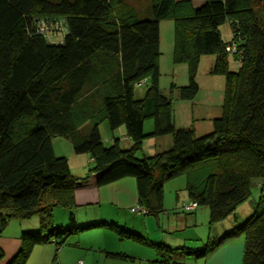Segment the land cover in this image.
<instances>
[{
	"label": "trees",
	"instance_id": "16d2710c",
	"mask_svg": "<svg viewBox=\"0 0 264 264\" xmlns=\"http://www.w3.org/2000/svg\"><path fill=\"white\" fill-rule=\"evenodd\" d=\"M162 19L174 22L173 61L188 69V83L172 84L171 93L176 88L178 99L194 98L204 55L215 56L209 72L225 78L221 112L203 135L192 124L176 126L174 96L161 93ZM226 22L228 41L220 31ZM147 118L153 119L149 132ZM102 121L112 131L124 125L131 147L118 139L106 144ZM165 134L172 135L170 148L137 156L146 136ZM58 135L93 160L85 176L73 175L67 157L55 154ZM91 172L99 174L98 185L134 177L139 205L155 216L163 211L164 184L186 175L188 196L208 208L210 225L233 217L252 185H264V0H202L196 7L190 0H150L142 10L124 0H0V232L11 218L40 217V229L21 233L8 264H25L33 246L51 236L62 245L67 234L96 226L151 244L162 262L173 264H183L176 256L201 257L243 235V264H264L263 190L247 219L200 248L154 243L106 221L76 226L72 214L69 227L56 232L53 209L72 207L75 184Z\"/></svg>",
	"mask_w": 264,
	"mask_h": 264
},
{
	"label": "crops",
	"instance_id": "0c3cea01",
	"mask_svg": "<svg viewBox=\"0 0 264 264\" xmlns=\"http://www.w3.org/2000/svg\"><path fill=\"white\" fill-rule=\"evenodd\" d=\"M201 3L202 1L193 3V6ZM83 128L88 130L90 122H86ZM117 130L118 128L113 131L110 129V135L103 138L106 144H112L118 139L120 146L123 141L127 143L125 148H130L133 142L126 135V130L120 129V133ZM156 147L157 143L154 144V148L158 152L163 150L164 146L159 145V149ZM86 154L70 153V159L67 158L70 171L76 177L85 176L92 166L93 160ZM98 175L91 172L86 181H78L75 184V204L70 208L65 207L60 218L55 216V210L59 207L53 209L56 232L69 227V215L72 214L76 226L106 221L138 233L154 243L162 242L171 247L200 248L209 238H220L231 231L238 221L247 219L252 214L257 199L256 196H252L236 208L233 217L210 225L209 211L206 213L198 209L199 206L191 212H186L182 208L183 204L191 201L185 189L186 175L173 178L164 184L163 211L156 216L131 211L132 207L139 206L134 177L127 176L108 184L98 185ZM178 178H183L181 185L179 183L178 186H173L172 182ZM182 189L187 195L181 193ZM39 229L40 217L33 216L23 220L11 218L0 232V264H8L16 255L21 246L20 235L23 231ZM55 238L57 237L54 235L47 242L35 244L25 264L53 262L78 264L80 260L82 264H173L172 261L162 262L153 245L120 236L114 229L106 226L71 232L67 234L62 245L57 244ZM244 250L245 239L243 235H239L227 238L204 256H176L174 261L183 264H243Z\"/></svg>",
	"mask_w": 264,
	"mask_h": 264
},
{
	"label": "rangeland",
	"instance_id": "374dc122",
	"mask_svg": "<svg viewBox=\"0 0 264 264\" xmlns=\"http://www.w3.org/2000/svg\"><path fill=\"white\" fill-rule=\"evenodd\" d=\"M127 4L133 6L137 10L144 9L150 4V0H124ZM193 3L200 2L202 0H190ZM173 20L172 19H162L159 22L160 27V56H159V86L161 93L166 96L172 97V107H173V117L176 126H187L188 124H193L196 135H203L212 130V119L220 114L221 99L223 97L225 78L220 74H211L209 68L211 62L214 61V55H204L201 57L195 80L198 83L199 89L197 94L192 99L181 100L176 97V88L173 89L171 93V85L184 86L188 83V69L186 62H174L173 61V42H174V30H173ZM222 38L228 41L231 37V28L226 22L221 26ZM146 85L141 83L135 87V95L141 96L145 93ZM143 96V95H142ZM218 116V115H217ZM107 122L102 121L100 123V132L103 138H107L111 131L107 128ZM153 128V119L147 118L144 121V130L149 132ZM125 130V126L121 125L118 127L119 130ZM120 133V132H119ZM162 138V140H158ZM122 143V148H125V142ZM157 143V149L159 145H163V150H166L172 145V135L165 134L161 136H151L148 135L142 140L141 148L137 151V156L141 157L143 154L151 155L154 154L155 148L154 144ZM53 149L56 155H63L70 159L69 154L81 155L83 153L75 154L73 151V145L68 137L54 136L52 139ZM159 152V151H158ZM87 155V154H86ZM183 177V176H182ZM180 181V182H179ZM183 178H178L174 180V185H181ZM264 191V185L261 188L258 184H253L251 188V197L259 196L261 191ZM182 194H186L184 189L181 190ZM248 199V200H249ZM198 209H202L208 213V208L206 206H199ZM61 211H65V207H59L55 210V216L60 218L62 215ZM35 217H39L35 215ZM207 222V221H206Z\"/></svg>",
	"mask_w": 264,
	"mask_h": 264
},
{
	"label": "built area",
	"instance_id": "2783aa9c",
	"mask_svg": "<svg viewBox=\"0 0 264 264\" xmlns=\"http://www.w3.org/2000/svg\"><path fill=\"white\" fill-rule=\"evenodd\" d=\"M56 24H57V25H55L56 28L60 29L61 31L66 30V27H65V25H64V22L56 21ZM40 32H41V33H44V32H45V31H44V27H41V28H40ZM63 34H64V32H62L61 35H63ZM230 49H231L232 51L235 50V44H234V43H232ZM143 81H144V80L140 81L139 83H143ZM139 83H137V84H139ZM183 208H184L185 210H187V211L194 210L195 208H197V202H195V201L192 200V201H190V202L187 203V204H183ZM131 211H133V212H138V213H142V214H146V212H147V210H146L143 206H140V205H139V206H136V207H132V208H131ZM52 264H59V263H57V262H53ZM78 264H82V261H81V260L78 261Z\"/></svg>",
	"mask_w": 264,
	"mask_h": 264
}]
</instances>
